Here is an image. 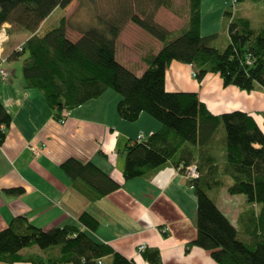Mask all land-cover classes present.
<instances>
[{
    "label": "trees",
    "instance_id": "1",
    "mask_svg": "<svg viewBox=\"0 0 264 264\" xmlns=\"http://www.w3.org/2000/svg\"><path fill=\"white\" fill-rule=\"evenodd\" d=\"M72 1L0 0V27L7 22L30 35L20 49L4 56L6 60L23 57L25 87L42 93L56 120L64 108L73 110L111 89L121 95L116 105L120 118L133 122L145 112L159 121L160 129L145 139L126 143L123 179L146 176L168 163L183 175L188 165L196 163L199 176L186 179L197 201L196 235L186 250L193 246L207 250L217 264H264L263 131L246 112L216 115L199 101L197 93L170 92L165 87L166 69L176 60L192 64L202 73L221 70L227 78L235 76L246 91L264 90V26L255 31L248 19L235 17L232 9H227L224 17L228 19L229 41L219 49L211 45L216 34L201 35V0H187L185 23L177 30H169L155 20L160 8L174 11V0H119L115 12L105 17L93 14V23L81 29L75 40L67 36L64 16L57 24H45L41 29L44 20ZM91 7L99 10L95 1ZM127 21L162 43L157 53L143 57L147 68L139 76L116 59V41ZM11 122L12 116L0 100V146ZM221 129L223 159L215 149ZM60 166L90 201L121 186L91 161L70 157ZM224 176L232 180L227 187L229 194H242L247 203L256 206L255 218L245 227L252 239L250 244L239 238L238 229L209 195L208 191L224 185ZM5 191L20 195L24 189ZM98 225L87 211L78 216L77 223L47 230L24 216H16L0 230V262L98 264V260L110 257L112 264H136L93 237ZM34 245L45 255L20 254ZM141 253L149 264H162L159 249L146 246Z\"/></svg>",
    "mask_w": 264,
    "mask_h": 264
},
{
    "label": "crops",
    "instance_id": "2",
    "mask_svg": "<svg viewBox=\"0 0 264 264\" xmlns=\"http://www.w3.org/2000/svg\"><path fill=\"white\" fill-rule=\"evenodd\" d=\"M165 11L169 10L158 9L155 20L175 30L169 24L175 23L173 19L177 16L164 15ZM161 15L168 18L169 24L160 21ZM49 17L43 21L41 29ZM125 30L133 34H122ZM29 36L23 35L22 40L4 51V56L8 57ZM161 47L160 41L130 21L117 38L116 59L139 76L147 68L143 57L157 53ZM12 60L4 63L12 73L11 79L0 84V100L12 116L5 141L0 146V230L16 216H24L30 223L47 230L77 223L78 216L87 211L99 222L93 237L136 264H149L137 251L142 243L147 248L159 249L162 264H217L207 250L196 246L186 250L187 243L196 235L197 201L193 189L176 167L168 163L146 176L123 179L126 143L140 133L145 139L160 129L159 121L145 112L133 122L123 120L116 111L121 95L107 89L98 98L70 110L66 122L60 124L38 89L26 88L23 78L13 79ZM193 70L196 76L192 75ZM165 87L170 92L197 93L199 101L216 115L235 110L246 112L264 133V90L261 88L246 91L235 76L227 78L221 70L202 73L192 64L176 60L166 69ZM216 142V154L223 159L222 129L216 135ZM32 146L39 149L37 155ZM70 157L91 161L121 186L90 201L61 169V163ZM12 187H22L24 192L8 194L5 189ZM243 197L237 200L241 208L235 213L228 210V214H234L238 222L245 219L246 227L252 222L250 213L254 204L242 208L247 204ZM222 200L231 206V197ZM214 201L218 205V201ZM218 207L228 217L223 207ZM229 220L235 224V220ZM163 227H167L164 234ZM20 254L44 256L45 252L34 245L22 249ZM105 261L111 264L110 257H104L101 264Z\"/></svg>",
    "mask_w": 264,
    "mask_h": 264
},
{
    "label": "rangeland",
    "instance_id": "3",
    "mask_svg": "<svg viewBox=\"0 0 264 264\" xmlns=\"http://www.w3.org/2000/svg\"><path fill=\"white\" fill-rule=\"evenodd\" d=\"M94 1L96 5L98 4L99 10L97 11H93L91 7L93 6ZM174 3V11L169 10L168 13L165 11L164 15H169L170 13L176 15L177 17L173 19L175 20V23L172 22L171 24H169L168 18L162 15L160 16V21L164 22L165 24L168 23L172 27H175V30H177L183 26V23L186 20L185 17L187 0H174ZM120 4L121 1L119 2V0H73L71 4L63 10L57 9L56 11H54L53 14L49 17L46 24L47 26L49 25L51 27V25L57 24L58 20H60V18L64 16L66 19L67 36L70 39L75 40L77 37H79L81 29L87 28L90 23H93V14L97 13L105 17L107 16V14L115 12L116 8L120 7ZM229 8L232 9L235 17H243L245 19H248L251 28L255 31H258L264 26V0H245L243 2L236 3L234 6H232V0H201V35L206 36L210 34H216V38L211 41V45L219 49H223L229 41L227 30L228 19L224 17V12ZM128 22L130 21H127V23ZM127 32L128 30H125L122 32V34H126ZM128 33L133 34L132 32ZM28 34V32L22 30L18 26H10L8 29L9 39L7 42H5L6 44L4 43L5 45H3L2 56H4L5 50L8 51L13 44L22 40L23 35L26 36ZM12 62V69L15 73L13 79L23 78V57H21L20 59H14L12 60ZM7 70L9 71V69ZM1 83L3 82L1 81L0 84ZM223 178L225 185H229L232 182L231 178L228 176H224ZM208 192L212 198L218 201V205H220V207H223L222 209L227 213L228 217L234 221V214H228V210H234L235 213L236 209L241 208L240 205L242 204L237 203V200L239 199L238 197L244 198V195H231L228 193L225 186L218 188L215 191ZM226 196L232 198L231 206L230 204L227 206V202H223L222 199ZM249 204L250 203H247L246 205L242 206V208H247ZM252 213L254 215H252L251 213L250 215L254 219L255 215L257 214L255 206L253 207ZM234 223L235 227L239 231V238L250 244L252 242V239H250L249 235L245 233V219L242 222L240 220L239 222L235 220ZM105 264L110 263L109 261H105Z\"/></svg>",
    "mask_w": 264,
    "mask_h": 264
},
{
    "label": "built area",
    "instance_id": "4",
    "mask_svg": "<svg viewBox=\"0 0 264 264\" xmlns=\"http://www.w3.org/2000/svg\"><path fill=\"white\" fill-rule=\"evenodd\" d=\"M236 3H237V0H232V6H234ZM10 26L11 25L9 23L5 22L0 27V58H1V61H0V81H2V82L9 81L11 79V75H12V73L9 72L7 70V68L4 66V63L6 62V59H5L4 56H2L3 45L9 39L8 29H9ZM20 47L21 46H19L18 49H20ZM247 63L250 64L251 63L250 60H247ZM192 75L193 76H196L197 75V72L195 70H193L192 71ZM69 114H70V110L64 108L61 111L60 117L57 120V122H59L60 124H64L66 122ZM142 138H143V134L140 133L137 136V139L140 140ZM31 149H32V151L34 152L35 155H37L39 153V149L38 148L32 146ZM183 176L186 179L197 178L199 176V173L197 171V165H196V163H192V164L188 165L186 167V169H185V173L183 174ZM161 231L162 232H167V227L161 228ZM145 248H146V244H144V243L139 244L138 247H137V251L138 252H142V251H144ZM98 264H101V260H98Z\"/></svg>",
    "mask_w": 264,
    "mask_h": 264
}]
</instances>
